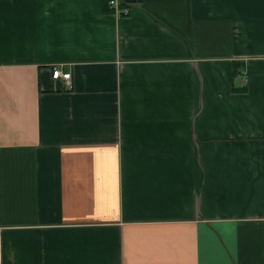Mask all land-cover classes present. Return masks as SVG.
<instances>
[{"label": "crops", "instance_id": "crops-1", "mask_svg": "<svg viewBox=\"0 0 264 264\" xmlns=\"http://www.w3.org/2000/svg\"><path fill=\"white\" fill-rule=\"evenodd\" d=\"M117 2L0 0V264H264V0Z\"/></svg>", "mask_w": 264, "mask_h": 264}, {"label": "built area", "instance_id": "built-area-1", "mask_svg": "<svg viewBox=\"0 0 264 264\" xmlns=\"http://www.w3.org/2000/svg\"><path fill=\"white\" fill-rule=\"evenodd\" d=\"M109 9L112 11L113 14H122V13H127V10H122L117 2V0H110L109 1ZM61 66H56L54 67L53 71H52V77L55 80L58 79H63L66 80L68 82H71V74L70 73H64L61 69Z\"/></svg>", "mask_w": 264, "mask_h": 264}, {"label": "trees", "instance_id": "trees-1", "mask_svg": "<svg viewBox=\"0 0 264 264\" xmlns=\"http://www.w3.org/2000/svg\"><path fill=\"white\" fill-rule=\"evenodd\" d=\"M109 1L110 0H105V6H106L107 11L112 13V11L109 9V6H108Z\"/></svg>", "mask_w": 264, "mask_h": 264}]
</instances>
